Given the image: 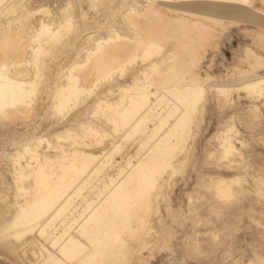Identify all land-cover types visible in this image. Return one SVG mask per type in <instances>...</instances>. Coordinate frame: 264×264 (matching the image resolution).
<instances>
[{
  "label": "rangeland",
  "instance_id": "rangeland-1",
  "mask_svg": "<svg viewBox=\"0 0 264 264\" xmlns=\"http://www.w3.org/2000/svg\"><path fill=\"white\" fill-rule=\"evenodd\" d=\"M8 1L4 0L0 4V63H4L5 69L10 72H15L18 68L27 70V73L31 70L28 74L33 78L32 81L35 80L36 89L32 91L33 94L30 93L33 95L30 97V109L24 110L29 112L13 116L0 112V212L3 211L5 216H12L19 208L16 209L18 203L26 204L32 200V177L21 180L17 173L18 163H13L10 158L24 142L32 143L43 135L51 140L49 145L43 141L38 150L47 152L44 164L54 162L56 165L62 153L64 155L61 159H68L69 148L78 147L87 152H94L105 146L110 138H114L115 142L119 143V151L113 153L112 161L80 189L82 192L79 190L73 196L76 200L73 202L72 199L71 206H78L76 212L79 214L84 211L83 216H78L77 222H63L62 225V220L55 221L56 234L68 231L66 234L75 235L77 240L88 247H85L87 250L82 249L85 251L77 255L69 253L65 256L58 251L61 240L58 244L45 243L55 256L61 258V264H72L73 260L85 254L90 250L91 244L86 243L85 238L76 232L79 222L90 212L93 205L108 197V192L129 169L130 166L126 164L128 159L131 164L137 163L149 150V146L156 143L162 133H166L165 130L172 133V130L177 128L175 125L170 129L167 125L164 127L162 120L159 122L160 131L156 133L154 129L158 119L148 117V121L144 119V123L138 124L140 127H137V130L124 128L114 133L111 127L113 125L107 122L104 112L97 109L94 113L96 100H117L121 94L119 88L136 80L147 82V90H152L158 86L157 81L165 68L184 64V58L199 53L202 55L200 60L191 61L190 65L185 63L188 73L180 81L174 82H178L175 85H178L180 90L174 88L173 91H166V87L158 88V94L163 93L164 97L156 112L164 116L168 123H173L175 117L167 116L166 111L171 105L178 104L177 97L181 96L182 86L196 81L205 87L203 95H191L182 103L187 105V108L177 113L183 126H178L182 140L171 158V163H176V167H167L162 176L148 180L146 190L141 195H136L137 206H123L120 211H107L109 214L132 213V221L117 226L113 223L110 227H105L106 229L96 225L88 227L87 231H100L96 239H93L94 242L104 235L109 237L108 234L112 233L111 236H115L114 250L112 249L113 253L109 257L95 253L80 264H264V184H261L264 179V90H251L242 85L244 80L264 75V0H248L247 5L237 6L224 3L218 5L221 11L216 12L211 10L215 3L202 0H168L163 3L165 5L157 0ZM41 6L46 8V11H39ZM150 6L171 10L173 14H184L204 24L198 27L200 29L196 36L199 37V50L175 46L158 37L152 38L149 46L150 41L144 38V31L139 29L137 21L149 18L147 9ZM41 19L47 23L54 22H43L52 29L49 26V30L38 28L36 23H42ZM15 29L18 32L12 34ZM112 29L121 32L127 39L110 42L98 55L111 49L113 44L117 47L124 42L131 44L133 50L120 59L113 60L105 68L93 70L92 75L85 80L81 79L80 83L89 86L96 75L112 69L128 57L132 58L127 65L123 62V73H120L119 69L112 71L105 79L97 82L91 95L81 93L80 103L74 105L70 102L71 105L67 104L63 109L54 108L55 89L61 83L62 77V82L66 81L63 73L70 63L81 61L86 45L92 47L95 38L106 36ZM5 33L12 34V44L9 46H4L2 34ZM139 39L143 40L141 44H138ZM155 45L157 48L153 50ZM147 49H150L151 53L146 56L144 51ZM96 60L97 57L90 65ZM90 65L86 68L91 67ZM152 66H156V69L152 70ZM217 86H223L226 91L222 93ZM195 97H200V100L194 106ZM153 98L155 97L150 96V99L154 100ZM166 103L169 106H165ZM9 110L11 111L10 108L7 109ZM79 124L92 125L105 135L99 138L97 143L94 140L98 139L82 130ZM69 127L73 128L71 131L85 135L84 141L73 143V146L70 144L72 137L59 141L55 139L56 133L63 134L66 132L64 128ZM125 129L128 130L126 137L123 136ZM221 129H233V142L238 147L235 154L222 153L219 145ZM130 134L133 135L129 136ZM143 134L148 136V140ZM139 136L141 138H138ZM143 138L147 141H142ZM19 159L23 164L26 158ZM92 161L94 160L89 164ZM96 161L98 159L92 162L87 170L95 165ZM33 163L30 160V164ZM119 167H122L124 172L117 174ZM156 167L154 165L152 175L157 173ZM45 170L48 171V167ZM144 170L142 169V175H145ZM55 171L57 168L53 169V172ZM219 177L231 179L230 196H220L216 193L213 182ZM18 185L29 188L26 196L23 191L18 190ZM90 189H99L98 194H90ZM83 196L91 202L94 201L88 210L82 211L85 207L84 204L81 205ZM98 196L99 199H96ZM145 199L148 200L146 209L140 206V202ZM99 213L104 214L105 211ZM37 228L38 226L28 231L30 233L27 232L22 240L12 236L10 229L7 236L14 245L9 248L0 242V264H12L14 261V264H39L37 258H40V251L37 245H34L43 240L39 237ZM103 231L107 232L102 235ZM32 251L36 253L32 254ZM69 256L71 258H68Z\"/></svg>",
  "mask_w": 264,
  "mask_h": 264
},
{
  "label": "bare ground",
  "instance_id": "bare-ground-1",
  "mask_svg": "<svg viewBox=\"0 0 264 264\" xmlns=\"http://www.w3.org/2000/svg\"><path fill=\"white\" fill-rule=\"evenodd\" d=\"M9 1H13V0H9ZM130 1H132V0H130ZM157 1L161 2L162 5H165L163 3L168 2V0H157ZM202 1H209V2L215 3V5L211 8V10L214 12H216L217 10H220V9H218V5H222L224 3L233 4L236 6L237 5H247V3H248V0H202ZM2 2H4V0H0V4ZM138 2H140V1H138ZM127 6H128V4H127ZM135 6H136V4H135ZM153 6H155V5L153 4ZM2 8H4V7H2ZM129 8H131V6ZM45 9L46 8L41 6V8H39L38 10L44 11ZM168 9H170V8H168ZM0 10H2V9H0ZM136 10H137V8H136ZM232 10H235V9H232ZM17 11H18V9H17ZM27 11H29V10H27ZM147 11H148V17L149 18H147L143 21H137V25L139 26V29L141 31H144V34L142 33L144 38L146 37L149 39L148 40V41H150V42H148V43H150L149 46L151 45V39L154 37H158L161 40L165 39L166 41H168L169 43H171L172 45H175V46H179V47L184 46V47L190 48L191 50H199L198 49L199 37H196V36H198L197 35L198 29H200L198 27H200L204 24H201L198 19L190 18V16H187L184 14H179V13L173 14V13H171V12H173L171 10L170 11L169 10H163V9L151 7V6L148 7ZM38 19H36V21ZM5 21H6V19H5ZM40 21L42 23H40L38 21L36 23L37 27L38 28L44 27V29L46 28V30H49V27H50V25L46 26V24H49V23L53 24L54 23V22L47 23V22L43 21L42 19ZM43 22H45L46 24H44ZM38 23L40 24V26H38L39 25ZM67 23H68V21H67ZM37 27L35 26L36 30H37ZM110 27H108V28H110ZM204 28H206V27H204ZM204 28H202V29H204ZM17 29H15L12 32V34L18 32ZM35 29H33V30H35ZM168 31H170V32L168 33ZM29 32H31V31H29ZM12 34L11 33L2 34V37L4 39V43H5L4 46H9L12 44V38H11ZM28 34H30V33H28ZM29 39H31V38H29ZM125 39H127V38L124 34H122L121 32H119L115 29H112V32L107 33L106 36L102 35V37H101V35H100V37L95 38L92 47L89 48L88 45H86L87 48L84 51L85 54H83L84 58L82 57L83 58L82 60L79 58L81 61H74V62L70 63L68 68L65 70L66 72L63 73V76L65 77L66 81L64 80V82H62V79H64L62 77V79H60L61 83H59L57 88L55 89L56 92L54 94V102H53L54 108L63 109L64 107L68 106L67 104H69V106H70L71 103L72 104L74 103V105H76L77 103H80L79 99H80L81 93L85 92V94L91 95V92L94 91L93 88L95 87L97 82L98 81L100 82L101 79H105L107 76L110 75V73L112 71L119 69L120 73H123V71H124V69L122 68L123 62H124V64L126 63V65H127V62H130L132 58H129V57L126 58L125 61H123V62L121 61L122 64L121 63L117 64L114 67H112V69H109V70L104 69L105 70L104 72L96 75L93 78V80L91 81L89 86L85 85L82 82L80 83L81 79L85 80V79L89 78L92 75L93 70H96L97 68H101V69L105 68L111 62H113V60L120 59L126 53L132 51L133 50L132 45L124 42L123 44L120 43L121 45L119 44V46H117V47H116V44H113L112 46L110 45L111 49H109L108 51L103 52L100 55H98L102 49H104L105 47L108 46V44H110V42L122 41ZM142 42H143L142 39L138 40V44H141ZM30 45H31V43H30ZM156 48L157 47L155 45V48L153 47V50ZM144 52H146V56H147L148 54L151 53V50L147 49V51H144ZM95 57H97V60L91 66L90 63L92 61H94ZM201 57H202L201 54L196 53V54H193L192 57L184 58L183 59L184 64H179L177 67L170 66L168 68H165L163 73L159 76V80L157 81L158 86L152 90H149V91L147 90V87H148L147 82H143V81L136 82L137 81L136 80L135 82H133L131 84L129 83L126 85H122L119 88V90L121 91V94H120V98L117 100H114V101H112L113 99L111 101L109 99L108 100H106V99L96 100V98H95V100H96V102H95L96 111L94 113L97 112V109H99L100 112H104V115L106 117L107 122H111L113 125L111 127H112V131L114 133H116L118 130L121 131V129L124 130V128H126V129L131 128V129L137 130L140 127V126H138V124L143 122L144 119H146L148 121V119H147L148 117L153 119V120L158 119L156 129H154L156 133L157 132L159 133V131H160L159 125L161 123L159 124V122L162 120L164 121V124H163L164 127L167 125V127L170 129L172 126L175 125L177 128H175V130H172V133H169L165 130L166 133H162L160 135V137L157 139V142L155 140L156 143H154L152 146H149V148H148L149 150L145 153L144 156L142 155L143 157H141V159L139 158L140 160H138L137 163L131 164L130 159H128L126 164H128V166H130L129 169H127L126 172L123 174V176H121L119 178L120 180H122V182L118 179V183L111 189V191L108 192V197H104L101 201H99L97 204H95L93 206H92V202L94 200H92V202H91L90 200H88V198L86 196L82 197V200H81L82 204L81 205L84 204V206H85L84 209L82 208V211L85 209L88 210L89 209L88 207H91V206H92V208H91L90 212L84 216L83 220H81V222H79L78 228L76 229V232L85 238L86 243L88 242L91 245H90V250H88L85 254H83L81 256L78 255L79 257H77L75 260H73L72 264H80L81 262L83 263L89 257L94 256L95 253H97V254L102 253L103 255H106L109 257L110 254L113 253L112 249L114 248V243H115L114 237L115 236H111L112 233H110V231L107 230V231H109L108 233H110V234H108L109 237H107L104 235L107 231H103L102 232V235H104L103 238L101 237L102 239L99 238L97 240V242H94L93 239L94 238L96 239V237L98 236V232H100V231H98V232L93 231V230L87 231L88 227L91 228L92 225L93 226L96 225L97 227L99 226V227L105 228V227H110V224H113V223H114V225L117 226V225H120V224L122 225L124 223L126 224V223L132 221V216L134 217V214H132V213L109 214V213H107V211L109 209H111L112 211H114V210L120 211L122 209L121 207H123V206H131V207L137 206L138 205V204H136L137 199H135L136 195H138V194L141 195L146 190V182L148 180L153 179L154 177H156V179H157L160 176H162L164 170L167 167H172V168L176 167V163H174V164L171 163V158L175 154V149H176V147H178L179 141L182 140L180 138V133L178 132V130H179L178 126H183L182 120H180L181 118H179V116H177V113L179 110H183V109L187 108V105H183L182 103H185L191 95H193L194 93H196L198 96L203 95V93L205 91V87L196 81L188 82L184 85V87L182 86L181 92H180L181 96L177 97V103L178 104L171 105L170 109H168L166 111L167 116L175 117V119L173 120V123H171V122L168 123L167 122L168 120H165L164 116H160V114L156 112L157 107L160 105V103L162 104V100L164 97V94L161 92L162 95H160V94H158V91L160 88H165V87H166L165 88L166 91L167 90L173 91L174 88H178V85H175L178 82H176V83H174V82L180 81L183 77H185L184 75L188 73L187 65L188 64L190 65L191 61L200 60ZM25 61H26V59H25ZM28 61L31 62V60H28ZM185 63L186 64L188 63V64L185 66ZM89 65L91 67L86 68ZM27 66H28V64H27ZM5 68H6V65L1 62L0 63V112L1 113L5 112L6 114L8 113V114H10V116H13V115L21 113V112H29V111H24V110L30 109V105H31L30 97L33 96V95L31 96L30 93H32V91H34L36 89V85L34 83L35 80L32 81L33 78H30V75L28 74L29 72H31V70L30 71L28 70L29 72L27 73V70L18 68L17 71L10 72ZM151 69L155 70L156 66H152ZM36 72H37V70H36ZM28 75H29V77H28ZM150 82L152 84V81H150ZM242 85H244L245 87H247L251 90H256V91L264 90V75L258 76V77H251L247 80H244L242 82ZM174 86H176V87H174ZM217 87L219 88V90L222 93H224L226 91V89L223 86H217ZM107 90H105V92ZM110 91H111V89H110ZM169 93H171V92H169ZM150 96H154L155 97V98H153L154 100L150 99ZM115 98H116V96H115ZM124 99H126L125 102H123ZM199 100H200V97H195L193 99L194 106L196 105V103ZM170 102L171 101H168V103H170ZM166 105L169 106L167 103L165 104V106ZM172 106H174V108L171 109ZM180 106H182V107H180ZM8 108H10L11 111L10 110L7 111ZM88 110H89V108H88ZM100 112H98V113L100 114ZM89 113H92V112H89ZM101 120H103V119H101ZM73 123H74V121H73ZM143 123H142V125H143ZM154 124H156V122ZM79 126L81 127L82 130L87 131L88 134H90L93 138L98 139L97 141L94 140L97 143L100 140L99 138H101L105 135L104 132H102L101 130H99L96 127H93L92 125L79 124ZM72 129L73 128H70V127L64 128V131H66V132L63 134L61 132L56 133L55 139L57 141H59L61 139L67 138V137H72L73 140L70 142V144H72L73 146H74L73 143H76V142L78 143V142L84 141L83 137L85 135H82L81 133H78L74 130L71 131ZM126 129H125V133L123 131L124 137L128 136V130H126ZM145 129H143V131ZM150 130H152V129H150ZM233 132H234L233 129H227V130L221 129V135L219 138L220 139L219 145L222 149L223 154L230 155V154H235L237 152L238 147L233 142ZM131 135H133V134H130L129 136H131ZM172 136H174L175 139ZM144 137H145V135H144ZM147 137H145V138L148 140ZM104 138H106V137H104ZM138 138H141V136H139ZM145 138H143L144 140L142 139V141H145L146 140ZM149 139H152V138L149 137ZM43 141H46L49 145L51 140L49 141V139L44 137V135H43V137L41 136V137H37L36 139H34V142H32V143L24 142V144L21 147L19 146L20 148L18 150H16L17 152L13 153L14 155L12 154L13 156L10 157L12 159L13 163H18L17 173L19 174L18 176L21 180L24 178H27L29 176L32 177L31 178V180H32L31 184H32V189L34 192L32 191L33 193H31L30 195H32L31 197H32L33 201L31 200V202H27L26 204L18 203L16 205V209H17V207H19V208L12 216H5L3 214V211L0 212V242H3L9 248H13L14 244L12 243V241L8 240V236H7L8 234H10L9 232L11 230H12L11 231L12 236H14L17 239L22 240V237H24L28 231L33 230L34 227L38 226V228H37L38 235L43 240V242L37 241V244L34 245L35 247L37 245V248L40 251V253H39L40 258H37L38 263L40 264L41 262H43L46 264H61V258L55 256V254L53 252H51L46 247L45 243L58 244L59 240H61V242L58 245V251L62 255H65V256H67L69 253H71V254L76 253V255H77V253L79 254V252L85 251L82 249H86L88 247H86L83 242H80L79 240H77L75 235L66 234L68 232L67 230H66L67 232L64 231V232H60V233L56 234L55 233L56 232L55 231V229H56L55 228V223H56L55 221L57 220L60 222L62 220L61 225L63 222L65 224H67L69 222L71 223L75 220H76L75 222H77V217L78 216L81 217V215L83 214L84 211L82 213L77 214L76 207H78V206H76V207L71 206L73 196L76 195V193H78L80 189L85 187L89 183V181L93 177L96 176L95 174L99 173L103 169L104 166H106L110 161H112L113 153L115 151L116 152L119 151V150H117V149H119V143H116L114 138H110V140L107 142V144H105V146L97 149L94 152L93 151L87 152V150L85 151L84 149H83L84 150L83 151L80 148L78 149V147L71 148V149L69 148V150H70V151L68 150L69 154L67 153L69 155V157H67L68 159L66 161H63L61 158L63 157L64 153H62L63 155H61L62 157H60L59 163L54 165V162H53V164L52 163L44 164V161L47 160L46 159V155H47L46 153L47 152H46V150L45 151H43V150L39 151L38 150L39 145H41V143ZM243 144H244V142H243ZM80 145H81V143H80ZM85 145H83V146H85ZM143 145H144V143H143ZM138 146H139V144H138ZM21 157L26 158L25 162L23 164L20 163L19 158H21ZM64 157H66V155ZM52 158H54V157H51V159ZM96 159H98V161H96L95 165L91 166V168L89 170H87L88 169L87 167H89V165L92 162H95ZM30 160H32L34 162L33 165L30 164ZM91 160H94V161H92L89 164V162ZM154 165L157 166L156 169L157 168L158 169H157V173H155V175H152L153 170H154V168H153ZM128 166H126V167H128ZM46 167H48V169H49L48 171L45 170ZM56 168H57V171L53 172V169H56ZM147 168L150 169V170L148 169V173H146ZM142 169H145L144 170L145 175H142L143 174ZM140 171H142V172H140ZM123 172L124 171H123L122 167H119L117 174H120ZM114 178L115 177L112 176L113 180H114ZM229 180H231V179L219 177V178H216V180L213 182L214 183L213 186H214L215 191L218 195H220V196H230L231 195V193H230L231 191L229 189V186H230ZM75 181H78V182L76 183ZM73 183H75V184H73ZM261 184H264V179L261 180ZM17 187H18L19 191H23L24 196L27 195L29 188H27L23 185H18ZM80 191L82 192V190H80ZM98 191H99V189H90L89 192H90V194H98ZM99 194L101 195V191ZM99 196L96 199H99ZM89 199H90V197H89ZM57 200H59V201L56 202ZM74 200H76V198L73 199V202H74ZM147 205H148L147 199H145L143 202H140V206H143L144 209H146L145 207H147ZM65 211H66V214H68V215L64 214ZM99 211H105V213L100 214ZM63 214L65 216H63ZM68 218H70V219H68ZM146 220L148 221V219H146ZM20 224H22V225L20 226ZM15 227H17V229L13 230V228H15ZM63 229H64V227H63ZM89 232H92V233H89ZM28 233H30V232H28ZM24 242H25V240L22 241L20 243V245L23 244ZM55 242H57V243H55ZM32 246H33V244H32ZM35 253H36V251H32V254H35ZM68 258H71V257L69 256ZM173 259H176V258L173 257ZM14 263H15V261L12 264H14ZM97 264H103V262H98Z\"/></svg>",
  "mask_w": 264,
  "mask_h": 264
}]
</instances>
